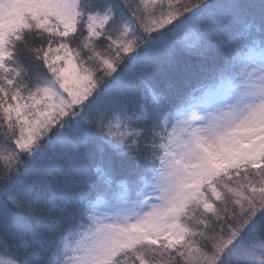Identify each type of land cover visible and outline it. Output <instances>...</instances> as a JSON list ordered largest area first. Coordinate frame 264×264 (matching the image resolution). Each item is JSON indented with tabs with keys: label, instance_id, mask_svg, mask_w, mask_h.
<instances>
[{
	"label": "snow or ice",
	"instance_id": "6c2138e0",
	"mask_svg": "<svg viewBox=\"0 0 264 264\" xmlns=\"http://www.w3.org/2000/svg\"><path fill=\"white\" fill-rule=\"evenodd\" d=\"M0 264H264V0H0Z\"/></svg>",
	"mask_w": 264,
	"mask_h": 264
}]
</instances>
